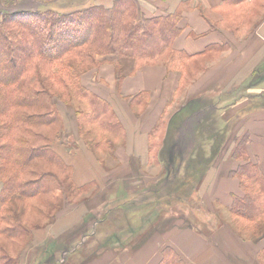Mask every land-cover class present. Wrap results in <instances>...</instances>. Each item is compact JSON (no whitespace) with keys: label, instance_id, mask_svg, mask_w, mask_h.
Here are the masks:
<instances>
[{"label":"crops","instance_id":"1","mask_svg":"<svg viewBox=\"0 0 264 264\" xmlns=\"http://www.w3.org/2000/svg\"><path fill=\"white\" fill-rule=\"evenodd\" d=\"M112 2L95 0L94 4L108 7ZM134 2L146 18L179 12V34L171 48L180 53L181 63L138 64L128 56L106 54L98 56L99 66L81 75V83L114 112L122 132L108 136L112 146L88 144L84 149L80 144L77 151H58L71 168L74 183L92 184L94 192L64 206L36 232L18 264H48L53 261L49 255L56 264H158L166 247L184 264H264V236L245 235L226 221L242 220L230 211L232 197L243 195L239 178L230 173L251 161L264 174V0ZM199 61L204 65L183 88L180 69ZM199 96L208 101L211 121L227 130L231 127L217 158L207 163L195 183H200L197 194L207 209L204 218L189 210L166 211L168 207L161 204L151 220L139 213L147 206L135 210L126 206L136 200L104 212L109 202L147 192L156 183L163 174L160 144L168 120L187 100ZM59 111L66 136L80 142L73 109L59 107ZM130 127L138 136L135 142ZM240 143L243 151L240 146L236 149ZM83 150L89 154L84 159L79 155ZM105 158L114 161L112 166L105 165ZM82 160L95 168L78 176ZM86 176L90 177L80 181ZM112 212L118 218L104 225ZM215 213L222 215L221 224ZM82 243L88 247L80 250Z\"/></svg>","mask_w":264,"mask_h":264},{"label":"trees","instance_id":"2","mask_svg":"<svg viewBox=\"0 0 264 264\" xmlns=\"http://www.w3.org/2000/svg\"><path fill=\"white\" fill-rule=\"evenodd\" d=\"M178 20L179 12L146 18L134 0H113L108 7L93 3L68 12L20 9L0 15V264H18L32 232L49 224L64 206L82 200L91 188L74 183L58 151H77L80 144L112 146L108 136L122 132L114 112L81 83V75L99 66L97 57L106 54L128 56L138 64H178L182 56L171 48L179 34ZM85 63L88 68L81 70ZM205 98L187 100L165 128L160 144L163 174L149 192L152 198L163 186L169 188L174 181L180 185L178 200L153 199L167 207L188 199L189 187L199 188L195 183L200 174L223 146L227 129L210 120ZM57 101L73 109L80 142L65 133L63 137ZM87 133L92 140L85 138ZM239 146L243 151V143ZM230 175L239 178L243 190L241 197H232L231 213L257 223L254 234L264 236V174L257 163L247 161ZM37 200L48 205L40 212L44 222L24 223L23 212L36 211ZM14 201L22 206L10 209ZM20 239L27 241L22 244ZM18 241L21 248L11 254L8 244ZM158 264L184 262L166 247Z\"/></svg>","mask_w":264,"mask_h":264},{"label":"rangeland","instance_id":"3","mask_svg":"<svg viewBox=\"0 0 264 264\" xmlns=\"http://www.w3.org/2000/svg\"><path fill=\"white\" fill-rule=\"evenodd\" d=\"M94 2H95V0H0V15L3 14V12H5V11H12V10L14 11V10H20V9H43L44 10V9L49 8V9L57 10L60 12H68V11H72L74 9H78V8H82L85 6L92 5ZM96 55H98V54H96ZM96 55L95 56L93 55V57L95 58ZM206 59H204L202 61H206ZM161 63H163L161 60H156L154 62V64H161ZM203 65H204V63H202L200 61L198 63H194V64L193 63L192 64L187 63V64L183 65V67L180 69L182 74L184 75V79L182 81L183 88H185L192 81V79H193L192 77L194 75H196V73L199 71V68H201ZM88 66L89 65L87 63H85L84 65H81L80 69L84 70V69L88 68ZM262 66H264V64ZM258 70H262V68H260ZM258 70H257V72H259ZM252 76H254V74H252ZM56 89L59 91L58 88H56ZM247 96H250V94ZM57 102H58V106L61 108L66 109L67 107H69V106L64 107L63 103L60 101H57ZM229 113L230 112H227V114H229ZM228 128L231 129L230 126ZM162 130H163V127L161 128L160 135L162 133ZM228 130H226V132H225L226 135L228 133ZM64 133L66 136V129H63V131H62L63 137H64ZM96 133L97 132L94 129H92V135L94 136V135H96ZM92 135H89L87 133V134H85V138H89V140H92V138H93ZM67 139H71V138H67ZM238 146H239V144L236 145V149L239 150ZM85 147H86V144H83L84 149H85ZM94 150L99 153L97 148H94ZM104 162H105V165H107V166H112V164L114 163V161L109 160V158H105ZM89 177L90 176L83 177L80 181L88 179ZM63 180H64V178H63ZM77 183H80V182L77 181ZM1 184H2V178L0 177V186H1ZM180 188H181V186L177 185V183L175 185V181H174V184H171L169 188L163 186L161 193L158 196L152 195V198H151V194L149 191L140 193L136 196L125 194L120 199H118L117 202H115V203L109 202L108 204H106L102 210H104V212H105L109 208L113 207V205L118 206V205H121L122 202H125L128 200H136L137 201L136 203L128 204L126 206L133 208L130 210H135L137 207L147 206L145 209L139 210L140 211L139 213H143L146 218L151 217L150 219L153 220L155 217L154 215L162 207L161 203H159L158 201H155L153 199H155V197H158L162 200H172V201L178 200L179 197L175 193V191H176V189L178 190ZM196 190H197L196 188L191 190L190 187H189V189H187L188 199H186L185 201L187 203H191V204H186V203L184 204V203H180L179 201L178 202L176 201L173 204H171V206L165 210L166 211L167 210L168 211H179V212L183 211L181 213H185L186 210H189L190 214H193V216L196 215L195 217H197V218H199V217L204 218V216L207 213V209H206L204 203L202 204V202H201L202 198H199V195L197 194ZM93 192H94V188L91 187L82 194V197L81 196L80 197L83 199L85 197L86 193L92 194ZM70 197H71V195H70ZM202 197H204L205 199L208 198L207 195H204ZM33 203L38 205V208L36 209V211H34L32 209L26 210L25 213L23 212L24 215L21 216L22 221L26 224L28 222L32 223V222H36V221L44 222L43 218L40 216V212L42 213L43 211H46V209L48 208V205L44 204L42 202V200H40V201L37 200V201H34ZM9 205H10L9 208L11 209L12 206L15 207V205H17V206L21 205L22 206V202H16L15 203V201H14V203L12 202ZM187 205H191V206H187ZM216 211H217V209H216ZM220 217L222 218V215H220ZM220 217L217 213H215V219L218 220V223L221 224L222 221H221ZM117 218H118L117 214L112 212L111 216L108 217L103 223H105L104 225L109 224L112 221H116ZM130 218L128 219V221H130L132 223ZM225 218H226V216H225ZM122 220H124V219L122 218ZM122 220H121V223H122ZM226 221H229L232 224L231 225L232 227L239 229L240 233H243L245 235H248V234L252 235L253 232L255 231V228L257 227L256 226L257 223L252 224L248 221H242V220L234 219V217L233 218H226ZM41 224H43V223H41ZM47 225L48 224H46V226ZM46 226H44L43 228H45ZM218 226H220V225H218ZM258 226H259V224H258ZM203 228H205L204 225L202 226V229ZM240 228H243L244 230L242 229V232H241ZM40 230H42V228L34 230L32 232V236H30V238H33L32 240H34L36 232H38ZM20 241L23 244L24 241H27V239L26 240L20 239ZM63 241H65V240H63ZM105 241H109V243H110V240H105ZM1 242H3V241H1ZM21 242L18 241V242H15V244L14 243L8 244L11 247V248H9V251L11 252V254H15V251L17 249L21 248ZM79 247H80V250H82L84 248H87L88 245L86 246L85 243H82V244H80ZM49 256L51 257L50 261L51 260H53V261L48 263V264H56L57 261L56 262L54 261L53 256L52 255H49Z\"/></svg>","mask_w":264,"mask_h":264},{"label":"bare ground","instance_id":"4","mask_svg":"<svg viewBox=\"0 0 264 264\" xmlns=\"http://www.w3.org/2000/svg\"><path fill=\"white\" fill-rule=\"evenodd\" d=\"M130 138H133L134 142L135 140L138 138L137 134L135 133L134 131V128L133 127H130ZM132 144V143H131ZM140 145V144H139ZM79 155L83 158V157H88L89 154L83 150L79 153ZM84 159V158H83ZM81 165V167H80ZM80 165L78 167V170H77V175L78 176H81L82 174L84 173H88L90 171H92L95 167L93 165H90L87 161L85 160H82L80 162Z\"/></svg>","mask_w":264,"mask_h":264}]
</instances>
